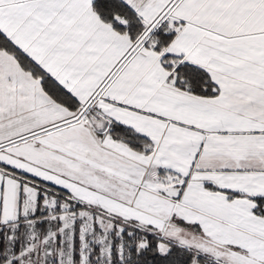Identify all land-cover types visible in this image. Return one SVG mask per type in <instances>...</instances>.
<instances>
[{"label":"snow or ice","instance_id":"obj_1","mask_svg":"<svg viewBox=\"0 0 264 264\" xmlns=\"http://www.w3.org/2000/svg\"><path fill=\"white\" fill-rule=\"evenodd\" d=\"M0 264H264V0H0Z\"/></svg>","mask_w":264,"mask_h":264}]
</instances>
